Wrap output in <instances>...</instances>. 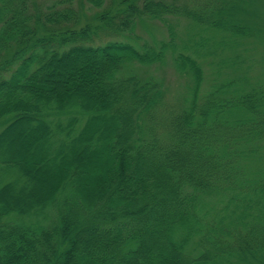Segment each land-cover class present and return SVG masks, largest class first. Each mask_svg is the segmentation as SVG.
Segmentation results:
<instances>
[{"label": "trees", "instance_id": "16d2710c", "mask_svg": "<svg viewBox=\"0 0 264 264\" xmlns=\"http://www.w3.org/2000/svg\"><path fill=\"white\" fill-rule=\"evenodd\" d=\"M106 1L0 0V264H264V77L203 94L195 57L238 71L252 2L121 0L82 26ZM150 20L166 39L135 34ZM167 58L189 92L156 125L135 65Z\"/></svg>", "mask_w": 264, "mask_h": 264}, {"label": "rangeland", "instance_id": "374dc122", "mask_svg": "<svg viewBox=\"0 0 264 264\" xmlns=\"http://www.w3.org/2000/svg\"><path fill=\"white\" fill-rule=\"evenodd\" d=\"M78 5L85 3V0H77ZM187 3L199 6L200 3H204L206 0H182ZM214 2L213 0H210ZM252 5L249 6V11L246 10L245 13H236V17L242 21H246V25L250 29V33L245 36L238 37L237 40L241 43L236 48V53L240 54V57L244 59V63L241 65L238 71H231L227 66H222L220 74H217L216 63L221 61H228L229 58L233 57V53L227 48H217V51L214 55L206 56H195L197 60L201 63L203 70V82L201 84V93L205 94L208 91L212 90V87L215 84H221L226 79L232 78L235 75H244L247 77L249 82L245 80H240V83L248 87L251 84H256L261 81L264 77V0H245ZM200 2V3H199ZM212 4V3H211ZM121 0H109L106 1L104 6L100 9H93L91 11H85L82 26L85 25H99L98 15L106 13L109 16L114 15L120 9H122ZM87 6V4L85 5ZM212 6V5H211ZM253 11V14H251ZM248 12V13H247ZM251 14V15H250ZM84 23V24H83ZM187 21H180V26L178 27V36L179 39H186L188 35H193L195 32V27H186ZM100 33L99 37H103L104 40L117 39V36H113L112 33L102 32V30L97 31ZM135 34L138 35L141 39H166V31L164 26L157 21H142L137 24L135 28ZM206 35L208 33H205ZM220 36H217V40ZM203 52V50H200ZM135 72L138 73L142 78L147 76H152L160 82L161 91H163V98L160 108L156 112V125L160 122L169 111L176 110L180 105L183 104L189 89L187 87V78L185 75L178 73L170 60L167 58L164 64H155L149 66H139L135 65ZM218 70V71H219ZM236 87V85H235ZM229 93V92H228ZM227 93V94H228ZM26 136V135H25ZM14 139L17 141L16 134H14ZM26 137H24L25 139ZM16 142L15 146H18ZM22 146V144H20ZM23 148V147H22Z\"/></svg>", "mask_w": 264, "mask_h": 264}]
</instances>
